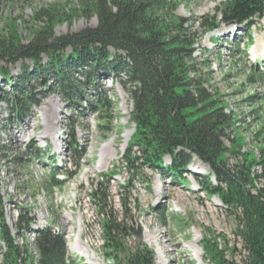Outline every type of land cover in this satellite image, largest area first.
<instances>
[{
    "label": "trees",
    "instance_id": "trees-1",
    "mask_svg": "<svg viewBox=\"0 0 264 264\" xmlns=\"http://www.w3.org/2000/svg\"><path fill=\"white\" fill-rule=\"evenodd\" d=\"M184 1L76 0L49 5L33 14L31 20L40 24L32 28L28 43L23 41L15 19L9 18L6 33L0 35V103L11 104L20 119L32 106H40L43 99L57 93L72 110L81 97H88L90 86L98 91L101 79L120 81L129 87L133 102L129 120L135 132L124 158L128 165L136 168L135 159L141 162L137 167L166 172L181 180L195 159L206 164L211 174L199 184L204 194L217 197L237 216L235 232L246 256L241 263L231 261L232 250L222 245L223 240L206 235L201 242L205 262L264 264V92L247 98L255 107L251 114L256 115L259 128L253 142L259 146L256 152L244 151L245 138L236 130L240 120L228 112L221 94L209 91L208 80L200 72L194 56L199 35L191 30L189 19L177 14ZM218 13L222 23L251 31L254 19H264V0H229ZM79 17H95L97 25L56 35L59 24H72ZM203 26L207 31L217 28L214 22ZM19 63L20 71L14 76L9 67ZM246 81L264 86V64H253ZM91 107L100 113L103 132H113L118 105L107 92H100ZM73 152L79 160L78 148ZM106 177L101 175L99 190L91 199L102 217L107 257L114 264H155L153 249L145 243L130 247V227L107 211ZM212 178L216 184L209 181ZM130 183L120 184V191L130 188ZM119 198L125 202L123 195ZM160 215L164 216L163 211ZM21 219L18 228L22 222L28 225L27 215ZM12 240L0 195V241L7 248L4 264H19L22 252ZM36 240L40 264L66 263L63 237L43 231Z\"/></svg>",
    "mask_w": 264,
    "mask_h": 264
},
{
    "label": "rangeland",
    "instance_id": "rangeland-1",
    "mask_svg": "<svg viewBox=\"0 0 264 264\" xmlns=\"http://www.w3.org/2000/svg\"><path fill=\"white\" fill-rule=\"evenodd\" d=\"M70 1L76 0H0V35L6 33L7 20L12 18L19 26L23 41L28 43L32 28L40 24L31 20L33 14L42 7ZM227 1L186 0L177 14L189 19L191 30L199 35L196 55L200 72L208 80L209 91L221 94L224 103L228 104V111L240 120L236 130L245 138L244 151L256 152L259 144L253 140L259 124L256 115L251 114L255 107L247 102V98L263 92V89L260 85L249 84L246 78L255 60L264 63V19H254L251 32L245 26L224 24L218 9ZM211 22L217 28L207 31L203 25ZM96 25L95 17H79L72 24H59L54 32L57 36H63ZM251 40L253 44L250 45ZM21 65L9 67L10 73L16 76ZM111 80L101 79L98 91L90 86L86 90L88 97H81L72 110L69 109L70 103L57 93L43 99L40 106H32L20 119H17V111L12 109L11 104L0 103V184L3 183L4 191L9 195L28 196V201L35 199L33 202L46 210V206L52 205L55 200V191L48 192L44 188L51 175L37 164L38 161L45 163L47 158H44L45 153L38 154L35 148L43 146L42 141L45 142L46 138L51 150L59 148V151L66 153L68 162L75 146L83 159L78 167L67 166V170L71 171L69 174L73 176L62 174L61 178L66 180L63 186L66 191L64 200L82 215L81 235L83 241L88 243L87 251L83 250L86 258L110 264L104 250V234L100 224L102 217L89 199L93 191L99 190L98 184L103 174L107 175L104 185L109 188L107 211L118 215L125 227L141 229L143 235L144 229L149 230L154 240L143 237V242L154 250L155 264H207L202 262L205 256L201 249L202 237L206 235L220 237L222 245L232 250L229 255L231 261L241 263L246 252L235 232L237 216L223 207L217 197L204 194L200 187L199 182H206V177L211 174L207 165L195 159L180 176L184 180L182 182L166 172L160 175L147 167H137L141 162L135 159L133 164L136 168L128 165L124 159L128 144L125 134L128 131L133 133L134 126L129 120L133 102L128 94L129 87L118 80ZM2 86L5 90L10 89ZM103 91L118 105L111 125L114 131L111 133L103 132L100 125L104 123L99 119L100 113L91 107L95 104L96 96ZM73 128L75 131H72ZM74 135L75 138L72 137ZM30 141L32 147L27 146ZM111 142H114L112 151L106 161L101 162L102 150ZM129 180L131 187L120 191V184ZM209 181L217 183L215 178ZM121 195L125 197V202L119 198ZM127 241L130 247L137 244L132 234Z\"/></svg>",
    "mask_w": 264,
    "mask_h": 264
},
{
    "label": "bare ground",
    "instance_id": "bare-ground-1",
    "mask_svg": "<svg viewBox=\"0 0 264 264\" xmlns=\"http://www.w3.org/2000/svg\"><path fill=\"white\" fill-rule=\"evenodd\" d=\"M221 1H222V0H221ZM131 135H132V132H131V131L126 132V134H125V139H126V141H128V140L130 139ZM113 145H114V142H111V143H109L108 145L104 146V148H103V150H102V154H101V159H100L101 162L106 161V159H107V157H108V155H109V152L112 151ZM143 236L146 237V238L150 237L151 239H153V238H152L153 235H151V234L149 233V230H146V229H144V235H143ZM150 238H149V239H150ZM153 240H154V239H153ZM85 252H86V251H85ZM92 260H93V259H92Z\"/></svg>",
    "mask_w": 264,
    "mask_h": 264
},
{
    "label": "water",
    "instance_id": "water-1",
    "mask_svg": "<svg viewBox=\"0 0 264 264\" xmlns=\"http://www.w3.org/2000/svg\"><path fill=\"white\" fill-rule=\"evenodd\" d=\"M131 232L134 234V236L137 238L138 242L140 243L142 241L141 231H135L134 229H131Z\"/></svg>",
    "mask_w": 264,
    "mask_h": 264
}]
</instances>
